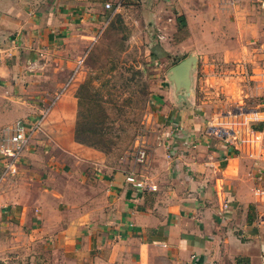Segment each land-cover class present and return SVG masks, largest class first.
<instances>
[{"label": "crops", "instance_id": "crops-1", "mask_svg": "<svg viewBox=\"0 0 264 264\" xmlns=\"http://www.w3.org/2000/svg\"><path fill=\"white\" fill-rule=\"evenodd\" d=\"M120 1L0 0V134L43 117L17 174L3 177L0 162V264H264V204L255 195L264 187V104L253 121L246 113L204 124L191 118L192 95L174 88L177 101L168 99L161 121L167 137L132 182L107 156L75 142L67 82ZM195 1L224 19L211 38L225 40L223 55L234 59L249 19L238 21L233 0ZM178 12L179 32L177 19L187 22Z\"/></svg>", "mask_w": 264, "mask_h": 264}, {"label": "rangeland", "instance_id": "rangeland-1", "mask_svg": "<svg viewBox=\"0 0 264 264\" xmlns=\"http://www.w3.org/2000/svg\"><path fill=\"white\" fill-rule=\"evenodd\" d=\"M233 1L238 21L246 16L250 29L248 38L236 42L234 36L235 55L229 60L223 55L225 40L211 38L224 19L210 17L197 5L200 1L157 0L148 9L142 0L120 1V12L82 50L81 64L67 82L76 99L75 142L107 156L127 178H139L149 165L151 147L167 137L161 121L177 101L170 69L188 57L196 59L190 72L193 101H187L191 118L195 114L211 124L256 115L255 108L264 104V4ZM200 4L208 8L206 2ZM178 11L187 22L179 32L172 20ZM162 33L165 39L160 40Z\"/></svg>", "mask_w": 264, "mask_h": 264}, {"label": "built area", "instance_id": "built-area-1", "mask_svg": "<svg viewBox=\"0 0 264 264\" xmlns=\"http://www.w3.org/2000/svg\"><path fill=\"white\" fill-rule=\"evenodd\" d=\"M106 8H110L106 5ZM2 49L0 48V61L2 59ZM252 117L247 118L248 121H253V113H250ZM42 118H37L31 123L25 121H18L11 128H5L0 134V162L3 167V177L15 176L17 174V168L24 159V154L28 150L29 145L33 139L34 134L40 129ZM223 131L216 130L212 133L223 137L226 142H232L233 137L230 132L221 135ZM249 142V141H247ZM145 153L139 151V158L144 159ZM133 181L132 178L128 179ZM255 195L259 202L264 204V187L255 189ZM226 208V206H224ZM259 223L264 222V217H258Z\"/></svg>", "mask_w": 264, "mask_h": 264}, {"label": "water", "instance_id": "water-1", "mask_svg": "<svg viewBox=\"0 0 264 264\" xmlns=\"http://www.w3.org/2000/svg\"><path fill=\"white\" fill-rule=\"evenodd\" d=\"M195 61L196 59L194 57H188L181 60L170 69L168 79L174 84L175 90L181 94V98L184 95L188 96L191 94L190 72L195 65Z\"/></svg>", "mask_w": 264, "mask_h": 264}, {"label": "trees", "instance_id": "trees-1", "mask_svg": "<svg viewBox=\"0 0 264 264\" xmlns=\"http://www.w3.org/2000/svg\"><path fill=\"white\" fill-rule=\"evenodd\" d=\"M177 22H178V25H179L181 28L186 26V23H185L183 17H179V18L177 19Z\"/></svg>", "mask_w": 264, "mask_h": 264}]
</instances>
